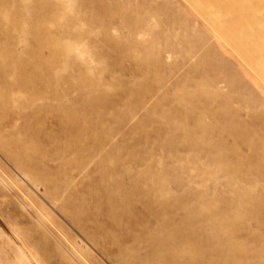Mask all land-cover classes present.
Segmentation results:
<instances>
[{"label":"rangeland","instance_id":"obj_1","mask_svg":"<svg viewBox=\"0 0 264 264\" xmlns=\"http://www.w3.org/2000/svg\"><path fill=\"white\" fill-rule=\"evenodd\" d=\"M186 5L0 0V264H264L262 98Z\"/></svg>","mask_w":264,"mask_h":264},{"label":"bare ground","instance_id":"obj_2","mask_svg":"<svg viewBox=\"0 0 264 264\" xmlns=\"http://www.w3.org/2000/svg\"><path fill=\"white\" fill-rule=\"evenodd\" d=\"M63 1L66 2V0ZM185 1L186 9H183L186 14L198 18L197 20L200 19L199 21L202 20L203 29L209 33L219 49L227 56L234 58L236 68L226 78L231 82H242L243 79L252 82L260 92L261 110L264 112V0ZM69 23H72V19ZM68 51L84 59L81 50L76 46H69ZM27 174L26 176L29 177ZM35 180L39 188L44 189L40 183L41 180ZM28 255L26 250L19 249L18 262L25 264Z\"/></svg>","mask_w":264,"mask_h":264}]
</instances>
